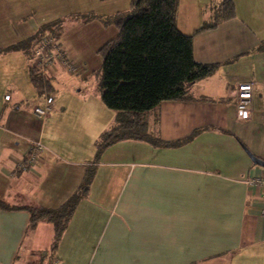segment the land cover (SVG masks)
Instances as JSON below:
<instances>
[{
    "label": "crops",
    "instance_id": "1",
    "mask_svg": "<svg viewBox=\"0 0 264 264\" xmlns=\"http://www.w3.org/2000/svg\"><path fill=\"white\" fill-rule=\"evenodd\" d=\"M222 1L178 0L176 26L193 35L194 61L216 69L186 100L143 116L150 140L179 144L125 139L96 160L116 113L100 100L99 60L86 63L82 48L116 37L110 18L128 12L129 0H0V49L60 21L58 43L80 73L48 67L51 110L38 118L42 98L25 54H0V202L8 208L0 209V264L38 263L43 253L56 264H264L263 190L249 184L264 178L249 156L264 162V0H231L234 17L220 20ZM77 37L89 45L81 57L71 54ZM243 82L253 83L249 120L236 115ZM32 142L42 146L38 160L18 171ZM88 169V191L51 251L52 226L28 229L25 209L60 207Z\"/></svg>",
    "mask_w": 264,
    "mask_h": 264
},
{
    "label": "trees",
    "instance_id": "2",
    "mask_svg": "<svg viewBox=\"0 0 264 264\" xmlns=\"http://www.w3.org/2000/svg\"><path fill=\"white\" fill-rule=\"evenodd\" d=\"M177 7L178 0H129L128 12L110 18L117 28V35L99 49L102 62L94 77L100 100L116 113V117L114 126L96 143V160L108 147L125 139H145L157 147L179 144L150 140L143 116L162 102L186 100L187 88L212 74L216 66L194 61L193 35L187 36L178 30ZM217 17L220 20L234 17L231 0L222 1ZM206 28L203 26L196 33ZM46 33L58 42L61 22L45 25L28 40L0 49V54L9 51L25 54L30 83L42 100L49 96L50 87L46 73L42 75L33 66V56L35 47ZM92 176L93 170H86L77 192L58 208L25 209L29 214L28 229H34L40 222L52 226L51 251L57 248L78 202L86 195ZM0 209L8 210L2 202ZM52 262L55 263L40 260L37 264Z\"/></svg>",
    "mask_w": 264,
    "mask_h": 264
},
{
    "label": "built area",
    "instance_id": "3",
    "mask_svg": "<svg viewBox=\"0 0 264 264\" xmlns=\"http://www.w3.org/2000/svg\"><path fill=\"white\" fill-rule=\"evenodd\" d=\"M59 62L65 66L68 72L73 73L74 68L66 61L62 48L54 37L46 33L41 38L40 43L34 49L33 66L36 67L42 75H45L49 66L53 63ZM252 82H243L237 85L236 92V115L240 120L250 119V107L252 101ZM52 99L50 96H44L41 106L33 108V114L38 118H45L51 110ZM42 150L39 142H32L27 156L16 166L18 171H25L27 168L35 164L38 160V153ZM251 186L262 188V203L263 209L261 214L264 216V178L255 177L249 181Z\"/></svg>",
    "mask_w": 264,
    "mask_h": 264
},
{
    "label": "rangeland",
    "instance_id": "4",
    "mask_svg": "<svg viewBox=\"0 0 264 264\" xmlns=\"http://www.w3.org/2000/svg\"><path fill=\"white\" fill-rule=\"evenodd\" d=\"M113 28V27H112ZM115 30V29H114ZM117 31V30H116ZM116 34V33H115ZM115 34H113V36H107V37H109V38H107V40L108 39H111L110 37H114L115 36ZM77 40V41H76ZM87 42V41H86ZM87 46H89L88 44H82L81 42H80V40L78 39V37L77 38H75V41L73 42V44H72V55L73 56H76V55H78V51H79V49L80 48H82V47H87ZM100 47V46H99ZM101 48V47H100ZM99 48V49H100ZM99 49L98 50H94V48H93V50H92V46H91V48L90 49H87L86 50V48L84 49V48H82V50L85 52L84 54H85V60L84 61H86V63H88L89 65H92V64H94V59L95 58H97V60H99V65H101V62H102V57H101V55H100V53H99ZM80 54V57H81V55H82V53H79ZM73 65H75V64H72L71 66H73ZM73 68H74V72L73 73H75V71H76V73L75 74H73V76H78L80 73H79V68L77 69V67L76 66H73ZM65 69V68H64ZM67 72H68V70H66ZM68 75L70 74V73H67ZM67 83V81H65L63 84H66ZM90 84H95V82L90 78V80H88V85H90ZM82 87V86H81ZM78 88H80V87H78ZM47 253H43V254H40V255H42V258H41V260L42 259H47V255H46ZM32 264H37L36 262L34 263H32ZM52 264H55L54 262H52Z\"/></svg>",
    "mask_w": 264,
    "mask_h": 264
},
{
    "label": "water",
    "instance_id": "5",
    "mask_svg": "<svg viewBox=\"0 0 264 264\" xmlns=\"http://www.w3.org/2000/svg\"><path fill=\"white\" fill-rule=\"evenodd\" d=\"M249 156H250V158H251L253 164H255V165H257V166H259V167H261V168L264 169V162H263V161L258 160L257 158H255V157H253V156H251V155H249Z\"/></svg>",
    "mask_w": 264,
    "mask_h": 264
}]
</instances>
